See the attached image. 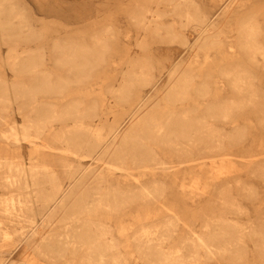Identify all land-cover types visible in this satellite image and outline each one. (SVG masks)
Listing matches in <instances>:
<instances>
[{
  "label": "bare ground",
  "instance_id": "obj_1",
  "mask_svg": "<svg viewBox=\"0 0 264 264\" xmlns=\"http://www.w3.org/2000/svg\"><path fill=\"white\" fill-rule=\"evenodd\" d=\"M164 1L171 6L170 11H154L151 19L142 12L140 19L132 17V23L143 31L164 22L158 31L163 40L180 41L185 50L203 52V64H211L208 52L224 43V31L219 30L213 17L203 13L196 0ZM12 9L0 3V32L8 39L22 34L9 32L8 27L14 24L3 18ZM168 14L179 18L178 22H165L163 18ZM187 27L196 34L194 43L182 32ZM258 36L257 23L248 24L240 39L246 45L252 44L250 49L253 55L261 56L264 69V48L258 45ZM109 41L106 34L90 36L85 43L54 40L51 51L56 63L71 76L52 78L46 73L42 69L45 53L38 47L35 52L19 54L15 67L17 72L27 74L32 84L12 87L0 81V105L20 101L23 118L21 131L4 137L16 147L27 143L32 148L29 168L0 162V170L7 171L0 173V190L23 191L22 196L0 199V216L8 219L7 225L17 226L12 231L0 226V251L1 242L11 233L17 249L47 223L55 225V233L43 238L35 252L48 261L64 260L69 252L79 250L89 263L115 264L119 243L114 236L116 227L108 221L135 203L147 208L142 220L151 218L152 207L158 208L161 215L167 181L195 193L199 185L208 184L216 159L223 163L230 157L226 142L236 144L245 138V126L233 123L239 122L246 106L256 103L255 85L248 71L239 68H222L215 78L209 70L201 75L195 67L198 63L184 66L178 62L157 72L150 59L131 54L110 91L115 104L121 106L120 113L114 122L101 128L90 124L99 117L95 106L81 107L85 102L79 100L54 101L66 96L69 88L89 83L95 73L108 67L112 55ZM136 41L139 47L144 45V39ZM165 76L168 83L161 102H167L166 109L156 113L153 107L159 106L160 98H150L160 90ZM225 81L247 98H227L217 87ZM260 122L264 126V118ZM58 123L60 127L55 126ZM44 139L47 146L40 141ZM52 153L67 156L58 162L39 156ZM164 225L160 218L155 223H144L137 232L139 241L134 249L153 264H186L183 256L166 252L156 242L163 241L169 232ZM245 237L258 242L264 257V228L248 229L229 221L194 237L193 245L208 257L240 255ZM0 264L6 261L0 259Z\"/></svg>",
  "mask_w": 264,
  "mask_h": 264
},
{
  "label": "rangeland",
  "instance_id": "obj_2",
  "mask_svg": "<svg viewBox=\"0 0 264 264\" xmlns=\"http://www.w3.org/2000/svg\"><path fill=\"white\" fill-rule=\"evenodd\" d=\"M196 1L203 13L213 17L219 30L225 33L222 38L224 43L208 52L211 57V64L208 66L203 64V52L196 49L185 50L180 41L163 40L161 32L158 31L164 27V22L143 31L132 23V17L136 15L140 19L142 12L146 19H151L154 11H170L171 6L164 0H0L5 8H13L3 17L14 24L8 27L9 32L22 33L21 37L8 39L0 32V81L12 87L30 85L33 82L27 74L16 71L19 54L35 52L40 47L45 53L42 69L46 73L51 74L52 78L71 76V73L59 69L57 59L51 51L53 41L85 43L94 35L106 34L110 37L112 55L108 67L105 66L102 72L95 73L89 83L73 86L66 91V96L54 98L56 102L60 99L59 103L79 100L85 102L81 107L95 106L99 117L90 124L96 128L114 122L115 115L120 113L121 106L115 104L116 99L110 91L117 85V78L126 68L131 54L141 55L147 61L150 59L157 72L172 63L181 62L185 66L193 62L198 63L195 67L201 71V75L205 70H209L216 78L218 70L222 68H239L247 70L254 78L253 92L256 103L246 106L239 122L233 123L245 126L246 136L240 143L226 142L230 157L226 155L227 160L223 163L216 159L210 177L204 176L208 178V184L199 185L198 190L191 193L187 189L174 187L167 181V198L161 215L158 216V208L152 207L151 218L142 220L141 217L147 208L135 203L119 213L114 220L108 221L110 226L116 227L114 236L119 243L118 253H114L115 264H153L134 247L139 241L137 232L140 227L147 222L155 223L159 218L165 222L164 226L169 228V232L163 237V241L156 242L166 252L183 256L186 264H264L258 242L250 237L244 238L240 255L208 257L204 250H197L193 245L194 237L201 236L226 221L248 229L264 228V126L260 122L264 118V69L261 56L253 55L250 49L252 44L246 45L240 39L246 25L257 23L258 45L264 48V0ZM163 20L178 22L179 18L168 14ZM176 30H180L179 27ZM182 32L188 41L194 43L196 34L192 27H187ZM143 39L144 45L139 47L136 40ZM167 83L168 76H165L160 90L151 95V101L157 96L160 98L159 106L153 107L156 113L166 109L167 102L161 100ZM217 87L222 89L221 93L230 100L247 98L246 94L242 96L235 91L228 81L218 83ZM20 104V101H14L0 105V162L20 163L29 168L32 150L30 145L22 143L19 144L20 147H16L4 137L14 131H21L23 118L19 110ZM5 108L7 110L3 111ZM110 109L115 110L109 112ZM55 126L60 127L59 123ZM128 126L129 124L123 130ZM45 139L40 141H44L47 146ZM42 142L39 145L44 148ZM54 147L52 145V150L56 149ZM39 156L49 159L50 162H58L67 155L52 153ZM54 168L60 173L59 168ZM6 172V169L0 170V173ZM17 195L22 196L23 191L15 188L0 190V199ZM7 220L0 216V226L9 231L17 228L14 224L7 225ZM120 226L122 230H119ZM55 228V225L50 227L45 223L27 243H22L17 249L14 244L15 235L11 233L1 242L3 248L0 251V259L5 260L6 264H92L87 262L84 252L79 250L69 252L64 260L55 263L36 253L35 248L43 238L53 236Z\"/></svg>",
  "mask_w": 264,
  "mask_h": 264
}]
</instances>
